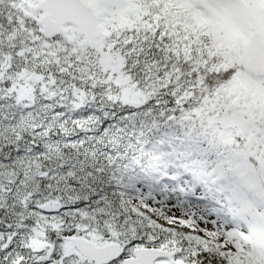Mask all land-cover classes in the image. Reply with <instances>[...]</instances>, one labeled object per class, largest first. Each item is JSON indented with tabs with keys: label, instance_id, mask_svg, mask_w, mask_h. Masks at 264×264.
Here are the masks:
<instances>
[{
	"label": "snow or ice",
	"instance_id": "1",
	"mask_svg": "<svg viewBox=\"0 0 264 264\" xmlns=\"http://www.w3.org/2000/svg\"><path fill=\"white\" fill-rule=\"evenodd\" d=\"M0 264H264V0H0Z\"/></svg>",
	"mask_w": 264,
	"mask_h": 264
}]
</instances>
